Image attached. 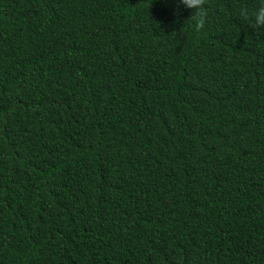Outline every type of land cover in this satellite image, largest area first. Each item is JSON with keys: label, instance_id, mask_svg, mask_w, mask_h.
Here are the masks:
<instances>
[{"label": "trees", "instance_id": "1", "mask_svg": "<svg viewBox=\"0 0 264 264\" xmlns=\"http://www.w3.org/2000/svg\"><path fill=\"white\" fill-rule=\"evenodd\" d=\"M258 4L0 0V264H264Z\"/></svg>", "mask_w": 264, "mask_h": 264}, {"label": "clouds", "instance_id": "2", "mask_svg": "<svg viewBox=\"0 0 264 264\" xmlns=\"http://www.w3.org/2000/svg\"><path fill=\"white\" fill-rule=\"evenodd\" d=\"M206 0H177V8L180 10H193L190 18L195 23L197 32L203 30L208 21V10L206 8ZM240 16L244 22L253 29H264V0H259L258 7L249 12L248 9L242 8Z\"/></svg>", "mask_w": 264, "mask_h": 264}]
</instances>
